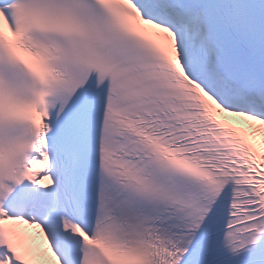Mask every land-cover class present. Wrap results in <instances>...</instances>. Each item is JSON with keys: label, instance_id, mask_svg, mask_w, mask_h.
<instances>
[{"label": "snow or ice", "instance_id": "obj_1", "mask_svg": "<svg viewBox=\"0 0 264 264\" xmlns=\"http://www.w3.org/2000/svg\"><path fill=\"white\" fill-rule=\"evenodd\" d=\"M0 264H264V0H0Z\"/></svg>", "mask_w": 264, "mask_h": 264}]
</instances>
